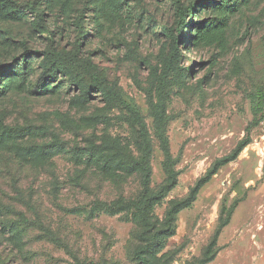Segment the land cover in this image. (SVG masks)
<instances>
[{
    "label": "rangeland",
    "instance_id": "obj_1",
    "mask_svg": "<svg viewBox=\"0 0 264 264\" xmlns=\"http://www.w3.org/2000/svg\"><path fill=\"white\" fill-rule=\"evenodd\" d=\"M15 1L36 2V11L0 10V62L19 58L0 72V263L76 264L77 257L138 264L128 255L131 217L105 209L121 193L134 197L139 180L129 176L115 186L104 170L75 163L71 152L113 138L135 146L138 127L121 98L134 100L153 140L151 184L159 189L167 174L148 95L161 90L160 76L171 70L167 132L179 175L155 214L162 218L171 200L201 185L178 211L176 233L155 261L194 264L205 255L213 258L207 264H264V0H184L200 5L187 17L194 26L185 28L177 53L163 33L177 26L172 0ZM26 47L88 63L117 93L74 65L34 91L45 57L31 55L24 69H12L23 66ZM254 106L263 109L251 142L210 173L247 136ZM36 147L43 164L30 159ZM3 221L21 228L18 239L3 231Z\"/></svg>",
    "mask_w": 264,
    "mask_h": 264
},
{
    "label": "trees",
    "instance_id": "obj_2",
    "mask_svg": "<svg viewBox=\"0 0 264 264\" xmlns=\"http://www.w3.org/2000/svg\"><path fill=\"white\" fill-rule=\"evenodd\" d=\"M172 3L177 26L175 28L165 26L163 28V33L170 39L172 53H177L180 49V41L185 36V28L187 26H194V23L189 22L187 17L195 16V11L200 4L189 3L186 5L184 0H172ZM13 5H17L18 9L16 11H36V2L0 0V10H4ZM38 15H40L39 12ZM14 18H19V15H16ZM84 37L85 35L82 36V38ZM79 45L78 40V46ZM34 54L44 56L47 66L34 91H43L45 87L44 83L53 82L58 77V73L64 65H74L80 68V70L94 82L117 93L115 88L103 79L95 68L61 50L40 51L30 50L26 47L21 55V63L23 66H16L12 69H24L29 56ZM18 59V57H15L10 63L0 62V72L2 70L4 71L6 67L13 65ZM142 62L153 69L155 75H158L155 67L148 59H142ZM170 71L171 70H168L160 76L161 90H159L157 94L151 92L148 95L149 113L153 120L154 135L162 148L165 158V171L167 174L166 182L159 189H153L151 184L153 174V140L148 132L144 117L134 100L128 101L121 98L127 116L138 127L135 146H130L128 143L123 142V140L119 141V139L113 138L110 140L111 142L108 143H99L94 140L87 146L82 147L77 145L72 147L71 152L72 159L75 163L90 167L95 166L99 170H104L103 172L106 173L105 176L107 179L115 186L125 183V179L129 176H135L139 180L140 189L134 197H127L121 193L117 199L108 203L105 209V213L109 215L126 213L131 217V223L133 225L131 238L135 244L132 250H129L128 255L138 264H157L155 261L156 254L163 249L165 240L176 233V218L178 211L188 207L192 203L201 185V182H198L186 198L171 200L162 218L155 214V206L161 203L167 194L177 185L179 175V172L176 170L177 160L171 152L170 139L167 132L171 119L167 110L168 98L164 89L171 77ZM2 92L3 90L0 88V94ZM262 109V106L253 107L254 118L247 128V136L238 143L230 154L217 159L210 173H215L221 165L235 160L242 150L251 142L250 132L253 126L259 124L261 118H259L258 115L262 112ZM33 155L34 156L30 159L36 160L39 163L46 160L40 156L42 155L40 147H36V154ZM69 211L82 213L77 210V208L70 209ZM88 213L92 216L94 208L89 209ZM99 213L100 212L97 211V215H100ZM2 229L10 234L12 240L18 239L21 234V228L14 223L3 221ZM50 234L52 235V241L58 242L57 237L53 233ZM14 244L17 243L14 242ZM212 259L213 258H208L204 255V257L195 261L196 263L194 264H207ZM76 260V264H114L112 261L105 258L97 260L92 259L86 262L76 257Z\"/></svg>",
    "mask_w": 264,
    "mask_h": 264
}]
</instances>
